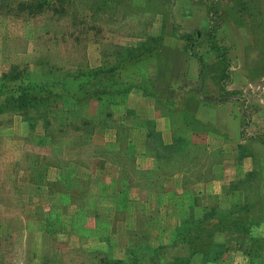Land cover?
Wrapping results in <instances>:
<instances>
[{
    "label": "rangeland",
    "instance_id": "obj_1",
    "mask_svg": "<svg viewBox=\"0 0 264 264\" xmlns=\"http://www.w3.org/2000/svg\"><path fill=\"white\" fill-rule=\"evenodd\" d=\"M194 1L218 12L213 31H178L170 0H0V264H264V179L243 135L264 134V0ZM173 38L226 51L225 72L201 81L198 63L157 91L143 64ZM25 87L45 106L23 108ZM200 102L237 114L241 142L209 147L221 134Z\"/></svg>",
    "mask_w": 264,
    "mask_h": 264
},
{
    "label": "crops",
    "instance_id": "obj_2",
    "mask_svg": "<svg viewBox=\"0 0 264 264\" xmlns=\"http://www.w3.org/2000/svg\"><path fill=\"white\" fill-rule=\"evenodd\" d=\"M201 3V2H200ZM203 4V3H202ZM169 21L171 24L177 26L178 31H188L190 29H206L209 25V12L206 5H201L199 2L194 0H170L169 7ZM221 26V27H220ZM220 28L224 29V34L227 37L234 38L235 34L240 33L243 29L239 26L233 25L230 20L221 21ZM180 28V29H179ZM171 41L163 40V43L157 47L153 57H151V62L144 63L145 67V80H147V74L151 77V83L154 88L159 92H165L171 89V86H175L181 80H195L197 78V68L201 62L209 64L213 60H216L215 51L211 50L208 44L207 51H204L202 55L196 53L198 58L190 55L188 51L183 49L184 41L181 42L177 39ZM169 42L173 43L170 44ZM188 50V49H187ZM212 53V54H211ZM230 53V50H229ZM226 61H229L228 55L225 51ZM226 106L224 104L217 105H207L205 103H198L195 107V118L202 122L209 124L211 128L217 130L221 137L215 139V136L207 134L206 144L209 147H217L225 145L226 141H238L241 142V127L240 120L237 114L229 115L226 111ZM168 117H161L155 120V128L158 131L164 132L170 131V121ZM254 118V117H253ZM158 124L161 127H158ZM254 130V131H252ZM254 122L250 123L243 131V135H252L255 132ZM161 132V133H162ZM254 132V133H253ZM211 141H214V145H210ZM218 141V142H217ZM249 147L255 154L258 160L260 178L264 179V144L258 140H253L249 143ZM216 181L215 187H219V183ZM219 191V192H218ZM214 192H218V197H225L222 195L223 191L215 189ZM264 204V201H262Z\"/></svg>",
    "mask_w": 264,
    "mask_h": 264
},
{
    "label": "trees",
    "instance_id": "obj_3",
    "mask_svg": "<svg viewBox=\"0 0 264 264\" xmlns=\"http://www.w3.org/2000/svg\"><path fill=\"white\" fill-rule=\"evenodd\" d=\"M235 0H232V3L234 2ZM245 2V1H243ZM209 12V20L211 21V23H215L214 21V17H213V14H217L218 12H216L215 10H208ZM218 16V15H217ZM233 18H229V20H232ZM234 20V19H233ZM221 21V20H220ZM236 22V19L234 20ZM249 24L251 25V23L249 22ZM214 26L213 24H211V26L207 29V31H213L214 28L212 27ZM252 26V25H251ZM212 38V37H211ZM191 41L189 42V48H188V51L190 53V55L192 56H195V53L192 51V47H191ZM210 49L213 51L215 50L216 48H214V46L208 44ZM157 49V48H156ZM198 58V56L196 57ZM200 72H201V76H199V80L202 81V74H208L209 75V78L211 79L213 77L216 78V75H221L223 73V71L225 72V55H224V52L223 53H219V54H216V60H213L212 62H210L209 64H205L204 62L200 64ZM20 93H23V95L25 96V99H24V102H23V108H36L38 107V105L40 104H43L46 102L45 99H35L33 96H32V90L31 88L29 87H25V88H21L20 90ZM36 103L38 105H36ZM42 106H45V104H43ZM249 138H251L252 140H258L259 142L263 143L264 144V134H260V135H251ZM241 231V229H239ZM195 232V231H194ZM194 232H191L189 231L187 234V232L185 234V236H181V240L182 241H185V242H188L189 245L192 244V241H188V239H191V237L193 236ZM180 235V233H179ZM210 241V240H209ZM255 241L256 240H253V242L251 243V245L255 244ZM257 241H262L261 238H259ZM200 244L201 242L198 241ZM211 243V242H210ZM193 247V246H192ZM191 247V249H192ZM251 248V247H250ZM251 250H249L247 253L249 254ZM158 250H155L154 249V253H157ZM148 264H162L161 262H159L157 259L154 258V260H150Z\"/></svg>",
    "mask_w": 264,
    "mask_h": 264
}]
</instances>
